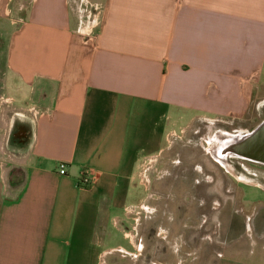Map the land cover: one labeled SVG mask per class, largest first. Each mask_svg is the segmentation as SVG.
Returning <instances> with one entry per match:
<instances>
[{
    "label": "crops",
    "instance_id": "obj_1",
    "mask_svg": "<svg viewBox=\"0 0 264 264\" xmlns=\"http://www.w3.org/2000/svg\"><path fill=\"white\" fill-rule=\"evenodd\" d=\"M91 1L86 42L69 0H0V264H101L171 126L264 101V0Z\"/></svg>",
    "mask_w": 264,
    "mask_h": 264
},
{
    "label": "rangeland",
    "instance_id": "obj_2",
    "mask_svg": "<svg viewBox=\"0 0 264 264\" xmlns=\"http://www.w3.org/2000/svg\"><path fill=\"white\" fill-rule=\"evenodd\" d=\"M69 2L83 36V16L92 1ZM263 120L262 100L250 105L243 122L202 119L171 126L175 132L163 150L139 163V199L118 222L115 250L101 264H264V167L233 158L231 175L214 163L216 148L210 146L218 136L220 142L231 139ZM10 172L11 183L19 185L21 171ZM197 194L202 212L193 232L182 227L184 221L179 225L178 205L192 203Z\"/></svg>",
    "mask_w": 264,
    "mask_h": 264
},
{
    "label": "flooded vegetation",
    "instance_id": "obj_3",
    "mask_svg": "<svg viewBox=\"0 0 264 264\" xmlns=\"http://www.w3.org/2000/svg\"><path fill=\"white\" fill-rule=\"evenodd\" d=\"M251 131H248V129L246 130H244L243 132H241V133H239V134H237V135H235V136H233L231 139H234L235 137L236 138H238V140L237 141H241V140H243L245 137L244 136H247L249 133H250ZM231 137V136H230ZM217 139V138H216ZM219 140V136H218V139L217 140H214V142L212 143V142H210L209 144H210V146L211 147H213V148H215V145H216V149H218L219 150V154H220V148H221V145H223V143H225L226 141H228V140H230V139H228V140H225V141H222V142H220V140ZM220 147V148H219ZM210 151H212V150H210ZM212 153H213V151H212ZM228 158V157H227ZM227 158H225V161H218V160H215V164H216V162L217 163H219V165L222 167V168H224L225 169V167L223 166V164H225V166L227 165L228 167H233V161H231V159H239V160H241V161H243V162H246V163H251L252 161H250V160H246L244 157H242V158H239V157H233V156H229V158L227 159ZM244 158V159H243ZM253 164H256V165H258V166H262V167H264V164H259V163H256V162H252ZM217 165V164H216ZM234 168V167H233ZM188 177H190V180L192 181L193 180V178L191 177V175H190V173H189V175H188ZM243 182V181H242ZM245 183H247L246 181H244ZM197 197L198 198H196V200L194 199V201L192 202V203H187V204H183V203H179V205H178V214H179V217H178V223H179V225L181 224L182 225V222L184 221V224L182 225V227L183 228H190V229H193L192 231L193 232H197L195 229V227H196V225L197 224H199L198 222H200L201 221V218L199 217V214L202 212L201 211V209H202V203H201V197H200V194H197ZM193 198H195V197H193ZM211 200H209V202H210ZM206 202H207V200H206ZM164 203V202H163ZM166 205V204H165ZM205 205V207H206V205H207V203H205L204 204ZM214 205H216V203L214 204ZM167 206V205H166ZM204 207V208H205ZM209 208H210V204H209ZM215 209V208H214ZM138 220V219H137ZM155 220L157 221V218H155ZM138 221H140V220H138ZM153 222V221H152ZM138 225H139V223H138ZM140 226V225H139ZM117 252H119V253H123V252H121V251H117Z\"/></svg>",
    "mask_w": 264,
    "mask_h": 264
},
{
    "label": "water",
    "instance_id": "obj_4",
    "mask_svg": "<svg viewBox=\"0 0 264 264\" xmlns=\"http://www.w3.org/2000/svg\"><path fill=\"white\" fill-rule=\"evenodd\" d=\"M244 143L239 145V154L234 153L231 156L244 157L246 160L264 163V120L251 131L249 136H244ZM243 158V159H244Z\"/></svg>",
    "mask_w": 264,
    "mask_h": 264
},
{
    "label": "built area",
    "instance_id": "obj_5",
    "mask_svg": "<svg viewBox=\"0 0 264 264\" xmlns=\"http://www.w3.org/2000/svg\"><path fill=\"white\" fill-rule=\"evenodd\" d=\"M87 5L89 6L88 9L86 10L87 14H84V18L87 20L85 22V25L83 26V30L86 29L87 33L82 34L83 37L86 39V42H90L91 40H93V36L91 35L92 33V29L93 27H95L96 23H97V12H98V8L95 5L90 4L89 2H87ZM82 18V16H81ZM81 30V28H80ZM81 34V33H80ZM33 116H36L37 113L32 111ZM59 174L60 175H65V165L64 164H59ZM89 183V177L88 175L84 174L80 177L79 179V184L82 186H85Z\"/></svg>",
    "mask_w": 264,
    "mask_h": 264
},
{
    "label": "bare ground",
    "instance_id": "obj_6",
    "mask_svg": "<svg viewBox=\"0 0 264 264\" xmlns=\"http://www.w3.org/2000/svg\"><path fill=\"white\" fill-rule=\"evenodd\" d=\"M250 133L247 136H249ZM237 140H238V138H234V139H230V140L226 141L225 143H223V145H221V148L219 147L220 148V154L218 153L219 152L218 149L213 150V157L215 158V160L217 159L218 161H222V160L225 161L226 157L229 158V156L233 155L236 152H237L236 154H239V148L240 147L238 144L244 143V140H241V141H237ZM216 145H215V148H216ZM233 157H237V156H233ZM238 157H240V156H238ZM253 162H256V161L253 160ZM256 163H259V162H256ZM259 164H264V163H259ZM223 166L232 175V173H233L232 169L230 167H228L227 165L225 166V164H223Z\"/></svg>",
    "mask_w": 264,
    "mask_h": 264
}]
</instances>
